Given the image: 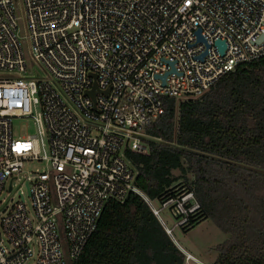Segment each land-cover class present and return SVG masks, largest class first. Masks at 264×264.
<instances>
[{"label": "built area", "instance_id": "1", "mask_svg": "<svg viewBox=\"0 0 264 264\" xmlns=\"http://www.w3.org/2000/svg\"><path fill=\"white\" fill-rule=\"evenodd\" d=\"M263 55L264 0H0V193L24 163L43 165L23 174L26 197L0 207V264H69L105 204L129 194L171 240L190 229L193 192L174 182L146 197L126 153L161 143L145 128L163 97L198 99ZM17 119L32 133L14 137ZM178 250L181 264H206Z\"/></svg>", "mask_w": 264, "mask_h": 264}, {"label": "trees", "instance_id": "2", "mask_svg": "<svg viewBox=\"0 0 264 264\" xmlns=\"http://www.w3.org/2000/svg\"><path fill=\"white\" fill-rule=\"evenodd\" d=\"M162 105L163 113L145 128L161 143L126 153L137 167L136 188L154 199L182 180L199 204L201 220L228 235L215 246L211 264H264V174L207 157L264 171V55L225 73L198 99L177 103L163 97ZM182 260L143 200L129 194L122 203L105 204L94 232L69 264Z\"/></svg>", "mask_w": 264, "mask_h": 264}, {"label": "rangeland", "instance_id": "3", "mask_svg": "<svg viewBox=\"0 0 264 264\" xmlns=\"http://www.w3.org/2000/svg\"><path fill=\"white\" fill-rule=\"evenodd\" d=\"M28 71L30 74L37 75L39 74L37 69L35 67L28 68ZM12 133L14 137H20L24 138L27 134L32 133V126L29 121L26 120H13L12 121ZM43 167L42 163L37 162H26L22 166V173L20 176L17 177V180H12V189L10 192L7 191L5 188L0 193V207H9L13 203L17 201V194L16 191L19 189L22 194L25 196V188L22 184L23 180V174H26L28 176V173L34 171V170H40ZM174 176H178L179 173L174 171ZM186 180L191 179L190 174H186L185 176ZM179 183H182V180L178 181ZM183 184V183H182ZM26 197V196H25ZM25 204L27 207L29 206V202L27 199H25ZM165 218V217H164ZM168 225L170 224V221L167 220ZM172 236L174 241L177 242V244L183 248L186 252L190 253L196 258L202 259L203 262L206 264H211V261L214 260L216 257V252L214 250L215 246L218 244H221L224 242L228 235L220 232L209 220L203 219L199 222H196L193 224V226L185 231L182 232L179 229H174L172 232Z\"/></svg>", "mask_w": 264, "mask_h": 264}, {"label": "water", "instance_id": "4", "mask_svg": "<svg viewBox=\"0 0 264 264\" xmlns=\"http://www.w3.org/2000/svg\"><path fill=\"white\" fill-rule=\"evenodd\" d=\"M215 45L218 47L219 53L222 54V51H223V45H222V43L216 41L215 42ZM94 93H95V85H93V90L90 91V92H88L87 95L90 96L91 98H93ZM202 155L203 156H207V155H204V154H202ZM207 157H209L211 159H214V160H217V161H220V162H223V163H227V164H231V165H234V166H237V167H241V168H244L246 170H250V171H253V172H256V173L264 174V171H262L260 169H255V168L248 167V166H244V165H241V164H238V163L229 162V161H226V160H223V159L214 157V156H207Z\"/></svg>", "mask_w": 264, "mask_h": 264}, {"label": "crops", "instance_id": "5", "mask_svg": "<svg viewBox=\"0 0 264 264\" xmlns=\"http://www.w3.org/2000/svg\"><path fill=\"white\" fill-rule=\"evenodd\" d=\"M172 242L174 243V245L177 247V248H181L178 244H177V242L176 241H174V240H172ZM181 249H183V248H181ZM184 250V249H183ZM185 251V250H184ZM200 259V258H199ZM215 259V258H214ZM201 261H202V259H201ZM204 261V260H203ZM213 262V260L211 261V263Z\"/></svg>", "mask_w": 264, "mask_h": 264}]
</instances>
